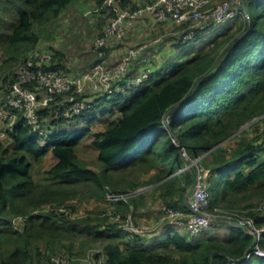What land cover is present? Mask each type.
Returning a JSON list of instances; mask_svg holds the SVG:
<instances>
[{
	"label": "trees",
	"instance_id": "16d2710c",
	"mask_svg": "<svg viewBox=\"0 0 264 264\" xmlns=\"http://www.w3.org/2000/svg\"><path fill=\"white\" fill-rule=\"evenodd\" d=\"M75 1L0 0V12L8 11L11 16L4 26L0 25V76L37 47L42 27ZM103 1L96 0L98 5ZM149 1L131 4V0H113V4L120 9H134ZM243 8L249 18L241 17L238 29L242 33L227 44L218 60L213 55L220 42L214 41L206 52L202 46L189 49L184 56L177 51L188 43L179 42L174 34L164 35L153 46L160 49L164 43L170 45L171 51L161 62L155 55L148 61L143 58L153 48L151 43L131 60L128 76L138 73L144 63L151 65L153 71L147 83L124 93L99 95L94 109L68 120L58 114L54 103L40 108V126L47 130V138L31 133L22 113H17L13 126L5 129L9 145L0 142V264H31L35 259L47 258L57 244L77 235L104 240V264H229L251 248L252 236L235 225L229 226L225 234L207 238L174 229L166 234L160 247H149L134 242L138 237L128 239L115 222H107L101 216L105 209L81 218L53 210L28 212L36 207L71 205L83 186L97 202L107 203V192L133 191L139 186L140 176L154 183L169 174L154 190H159L164 205L185 209L184 195L193 183L194 170L177 171L184 159L161 125L162 116L168 113L170 127L188 155L204 153L202 164L207 159L204 166L209 168L211 206L239 193L261 191L264 196V127L259 128L260 123L264 126V0H244ZM173 27L179 25L174 23ZM127 41L125 37L110 39L104 48L106 55L108 45L119 43L117 46L123 48L128 46ZM129 47L138 46H128L125 52ZM45 49L52 53L53 65L69 74L102 62L94 55L88 67L72 69L61 52L51 46ZM84 96L92 97V93ZM0 107H5L2 101ZM257 116L261 117L235 133ZM99 122L104 129L92 131L91 125ZM65 124L69 126L65 128ZM87 137L97 150L98 169L78 159L77 146ZM48 153L54 161L36 180L32 168ZM132 195L113 200L121 218L131 206L133 209L143 203ZM251 206L246 203L241 207ZM18 214L26 215L20 232L11 226L12 217ZM248 214L256 225L264 227V211L250 210ZM261 245L264 247V233ZM238 264H264V256L252 255Z\"/></svg>",
	"mask_w": 264,
	"mask_h": 264
},
{
	"label": "built area",
	"instance_id": "2783aa9c",
	"mask_svg": "<svg viewBox=\"0 0 264 264\" xmlns=\"http://www.w3.org/2000/svg\"><path fill=\"white\" fill-rule=\"evenodd\" d=\"M243 1L222 0L213 4L211 0H151L134 9L117 10L112 0H104L106 14L111 15L112 12L115 14L107 19L106 24L91 44V51L102 62L69 74L53 65V56L48 49L40 46L34 47L16 64L5 82L0 81V101L5 105V107H0V120L8 121L9 128H11L17 113L20 112L31 133L47 138V130L40 126V108L54 103L58 114L68 120L94 109L95 98L99 95L110 96L114 93H124L148 82L151 74L149 67H144L138 73L128 76L131 60L144 45L129 47L114 65L104 63L106 56L104 48L110 39L119 41L124 38L126 23L145 14H150L157 22L171 19L183 28L174 33L175 38L181 43H189L236 14L247 18ZM86 92L92 93L94 98L84 96ZM170 123L169 113L164 114L161 125L168 131L172 143L177 146L184 159L183 165L177 171L192 167L194 180L189 187L190 190L188 189L189 192L186 193L187 209L163 206L161 219L172 227L185 230L189 235L211 231L221 222L231 223L246 230L252 236V244L241 258L231 260L229 264H238L239 261L248 259L252 255L264 256V247L261 245L264 227L256 225L254 219L248 214L250 210L264 211V201L244 209H224L211 206L207 181L209 168L201 163L204 153L190 157L179 142L175 131L171 129ZM131 194L134 192L123 194L107 192L106 197L110 200L126 199ZM71 205L46 206L41 211L53 210L71 215ZM38 211L39 209L34 210V213ZM111 215H114L117 229L123 231L130 240L150 236L159 229V225L135 222L131 212L126 213L123 218L119 214ZM25 221L26 215L14 216L11 219V226L20 232L25 226ZM94 255L102 258L97 264H104L101 250L98 253H90L91 258ZM68 259L65 252L58 251L31 264H66Z\"/></svg>",
	"mask_w": 264,
	"mask_h": 264
},
{
	"label": "rangeland",
	"instance_id": "374dc122",
	"mask_svg": "<svg viewBox=\"0 0 264 264\" xmlns=\"http://www.w3.org/2000/svg\"><path fill=\"white\" fill-rule=\"evenodd\" d=\"M95 0H76L73 4H71L65 11H63L53 22L48 23L47 25L43 26L40 32V39L38 41L37 46L45 48L46 46H51L55 50H58L61 52L64 56V59L66 61V64L70 68H81V67H88L91 63H93L95 57L93 52L91 51V48H89V45L92 44V39L97 36V34L100 32V30L103 28V26L107 22V17L110 16L106 14V9L104 8L105 5L100 4L98 5L97 2H94ZM113 1V0H112ZM222 0H211V3L215 4L218 2H221ZM91 2H94L90 6V10L93 11V8L96 7V9L100 11H95L94 13L99 14L98 17L92 19H86V16L80 15V13H87L86 9L88 4ZM137 3V0H131L132 3ZM80 7H83L82 10H78ZM129 7V6H127ZM89 8V6H88ZM245 9V8H244ZM247 12V11H246ZM2 12H0L1 14ZM102 14V15H101ZM91 16V15H90ZM248 16V13H247ZM242 16L236 14L235 16L227 19L223 23L215 26L211 31L206 33L205 35H202L199 39L193 42H189L186 45H182L179 50L177 51L179 53H184V56L187 55V51L189 49L194 50L198 46H202V49L204 52L209 51L213 42H220V46L216 49L214 53V60H218L220 53L226 48L227 44L229 42H232L234 38L239 36L242 33V29L239 30L241 23ZM11 16H9L8 11H3V13L0 15V21L2 22V26H4V23L10 20ZM245 19H248L249 17H243ZM183 28L179 26V28L172 27V29H169L170 31L168 34H166L167 37L173 36L175 32L181 31ZM154 36H151L150 38L153 39ZM164 38V37H163ZM140 41V40H139ZM209 42V43H208ZM125 43V42H124ZM119 45V43L117 44ZM117 45H113L114 47H119ZM125 45V44H124ZM137 46V45H136ZM139 46V45H138ZM121 47V46H120ZM110 48V47H108ZM108 52V51H107ZM109 53L105 56L104 61L111 63L112 61H115V59L109 60ZM117 58V57H116ZM121 57H118V60L121 59ZM108 59V60H107ZM21 60V59H20ZM19 60V61H20ZM17 61L13 66L10 67V69H6L5 73H2L0 76V81H4L7 79L8 75L11 74L12 70L15 68L16 64L19 62ZM264 115V114H263ZM261 115V116H263ZM261 116H257L252 118L250 121L243 124L235 133L240 131L243 128L249 127L251 124H253L255 121H257ZM5 122V123H4ZM8 121H3L1 123V131H0V142L4 146H8L10 139L7 137L5 133V126H8ZM3 124H7L3 126ZM81 122H79V125ZM97 125V124H95ZM102 125V124H101ZM65 128L69 125L65 124L63 125ZM104 126V124L102 125ZM264 127L262 123L259 124V128ZM234 133V134H235ZM89 139L85 138L82 140L76 149V153L78 156V159L83 163L86 164L88 167L98 169L100 166L99 161L96 159V151L95 148L91 146V144L88 141ZM226 139H224L222 142H224ZM221 142V143H222ZM229 144H232L233 141H228ZM219 143V144H221ZM218 145V144H216ZM214 145V146H216ZM213 146V147H214ZM47 157V156H46ZM51 157L45 158V161L42 163L34 164L32 171L34 178L41 179L42 172L44 166L49 165V160H51ZM207 160V159H206ZM206 160H203V166L205 165ZM189 168V167H188ZM191 169V168H190ZM146 177H139V186L136 187L133 191L136 196V199L141 200L143 192H146L147 187H149L150 182H147L145 180ZM108 188V187H107ZM110 188V187H109ZM190 190V189H189ZM188 190V192H189ZM112 193H120L123 194L125 192H112ZM130 196V195H129ZM128 198V197H126ZM73 206L70 207L71 211V217L73 218H81L87 216L90 212H99L100 209H105L104 212H102L101 216L106 217V221L109 223L115 222L114 215L111 214H120L119 212L115 211V205L113 203V200L107 199V205L104 207H100L101 205L98 204L93 197H91L90 191L86 186H83V191L80 193V195L74 197L72 199ZM264 201V199H262ZM261 202V201H259ZM258 202V203H259ZM113 203V204H112ZM220 206H228L223 203H219ZM239 206H234L235 209H244ZM44 208V207H43ZM43 208H30L28 209L30 213H34V210H38V212H41ZM143 206H141V209ZM144 209V208H143ZM142 209V210H143ZM141 210V211H142ZM58 213V212H57ZM65 213V212H64ZM132 213V212H131ZM23 215V214H18ZM162 217V212L160 214ZM17 216V215H15ZM14 217V216H13ZM120 218V217H119ZM162 220V219H160ZM106 222V223H107ZM162 222H165L162 220ZM156 224V223H155ZM70 240V241H69ZM70 246L68 247V245ZM104 244L103 239H95L92 236H86V235H77L72 239H65L61 244H57L54 247L55 252H58V250H61V252H65L69 259L66 264H97L102 258H97L95 255L91 258L90 253L96 252L98 253L100 250H102V246ZM41 246V244H40ZM60 252V251H59ZM42 259V258H40ZM38 261L37 259L33 260Z\"/></svg>",
	"mask_w": 264,
	"mask_h": 264
},
{
	"label": "crops",
	"instance_id": "0c3cea01",
	"mask_svg": "<svg viewBox=\"0 0 264 264\" xmlns=\"http://www.w3.org/2000/svg\"><path fill=\"white\" fill-rule=\"evenodd\" d=\"M143 1L144 0H137L138 3L143 2ZM94 2H96V0ZM94 2H91L90 4H88L89 8H88V6H87V8H85L87 10L86 12L89 14H86L84 12L80 13V15L86 16V19L88 18L91 21H92V19L94 20V18L98 17V15H99V14L94 13V12L100 11L99 9L97 10L96 7L93 8V11L90 10V6ZM82 9H83V7H80L78 10H82ZM94 9H95V11H94ZM116 9L118 10V9H120V7L117 6ZM114 14H115V12H112L110 16H112ZM110 16H108L107 19ZM173 26H174V22L171 19H168L165 22H157L156 20H154L151 17L150 14H145L144 16H142L140 18H137L135 20H132L131 22L126 23L124 37L128 40L127 41L128 46L144 45V47H146L147 44L151 43L149 45H152V47H153L155 44H157L158 42L160 43L162 41L163 36L168 34V32H169L168 29L172 28ZM206 33H208V32H206ZM206 33H204L203 35H205ZM151 36H154L153 39L150 38ZM150 39H151V41H150ZM93 40H94V38L92 39V41ZM90 45H89V48H90ZM108 46L110 47V49H109V55L110 56H108L109 60L108 59L107 60L110 61V59L111 60L115 59V61H112V62L110 61L111 63L107 62L108 64L117 63L119 61L118 60V57H120L119 55L121 53L125 52V48L128 47V46H126V47L122 48V47H114L113 45H111V46L108 45ZM169 46H170L169 44L164 43L161 46L162 48H160V49H158L157 47L156 48L153 47L152 49L150 48L149 50H147L145 52L143 58L146 61H148L152 58L153 55H155L156 57L159 58V60L161 62V60H163L162 57L165 56L164 54L167 53L168 51L169 52L171 51ZM143 67H149L151 69V71H153V68L151 67L150 64L144 63ZM1 123H3V121L0 120V129L2 128ZM7 124H8V126H5ZM7 124H5V125L3 124V126H5L4 130L9 127V123H7ZM101 124L102 123L99 122L97 125H95V124L91 125V130L94 132L103 130L104 126H102L103 124L102 125ZM87 139H89L88 141L90 143L91 137H87ZM95 151H96V155H97V150L95 149ZM46 156L47 157H44L42 163L45 161V158L51 157L49 153ZM52 161H54L53 158L51 160H49V163H51ZM46 166H44V167H46ZM189 168H192V167H189ZM170 175L171 174H169L165 178L169 177ZM165 178H163L162 180H159L157 182H154V183L150 182L149 187H147L146 192H143L144 195H142V198H141L143 203L141 205L137 206L136 208H133V209L131 206V209L129 210V212H132L131 214H132L135 222H145V223H148L150 225H157V226L159 225V229L156 232H154L153 234H151L150 236H146L143 238L138 237L139 239L134 241V242H137L138 244H146L149 247H160L161 243L165 240L166 234L168 232L173 231L174 229L182 230V229H179L176 227H172L169 224H167L166 222H162V220H160L161 219V217H160L161 216L160 215L161 209L163 206H167V205L163 204L162 200L159 197V190H154V186L157 185L158 183H160L161 181H163ZM188 189L189 188H187V191H188ZM132 196H136V195L133 194ZM262 199H264V196L262 195L261 191L253 192V193H251V195L248 192L247 193H239V194L235 195L234 197L226 196L222 199V201L219 202V203L227 204V205L232 206V207L226 208V207H222L220 205H216V206H219V207L224 208V209H234L233 208L234 206L244 205L246 203H252L253 205H255L259 201L263 202ZM98 204L101 205L100 207H104L105 205H107L106 203H98ZM183 204H184L185 209H182V210H186L187 209L186 194L184 195ZM141 206H143V208H144V209L142 208L143 210L141 209ZM229 226H234V225H232L231 223H227V222H221L217 225L216 228H214L211 231H207V232H204V233H201L198 235H190V236H196L199 238H207V237L216 236L219 234H225L228 232Z\"/></svg>",
	"mask_w": 264,
	"mask_h": 264
},
{
	"label": "water",
	"instance_id": "95a60500",
	"mask_svg": "<svg viewBox=\"0 0 264 264\" xmlns=\"http://www.w3.org/2000/svg\"><path fill=\"white\" fill-rule=\"evenodd\" d=\"M223 141V140H222ZM222 141H220L219 143H221ZM219 143H217V144H219Z\"/></svg>",
	"mask_w": 264,
	"mask_h": 264
}]
</instances>
